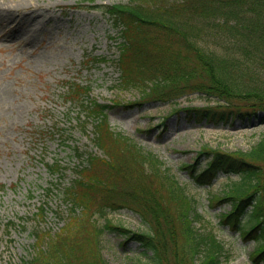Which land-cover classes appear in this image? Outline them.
I'll return each instance as SVG.
<instances>
[{"label":"rangeland","instance_id":"rangeland-1","mask_svg":"<svg viewBox=\"0 0 264 264\" xmlns=\"http://www.w3.org/2000/svg\"><path fill=\"white\" fill-rule=\"evenodd\" d=\"M138 1L0 0V264L31 259L36 236H55L67 223L74 208L67 192L78 169L90 155L105 156L95 145V122L85 108L94 102L110 105L107 119L115 132L154 153L176 175L201 215L196 225L224 244L221 264H255L256 243L220 224V213L231 205H211V197L240 176L221 173L211 185L199 186L181 167L200 161L198 169L206 168V158L198 157L204 148L251 151L264 136V112L211 120L190 109L221 113L215 98L190 93L177 103H158L140 99V89H124L118 65L124 26L117 29L104 7ZM220 43L209 46L220 49ZM75 84L89 91L72 96ZM251 163L264 174V160ZM106 219L149 230L130 209L94 216L100 227ZM89 230L83 231L85 255L92 248ZM125 240L115 232L100 235L108 264L155 262L151 251Z\"/></svg>","mask_w":264,"mask_h":264},{"label":"trees","instance_id":"trees-1","mask_svg":"<svg viewBox=\"0 0 264 264\" xmlns=\"http://www.w3.org/2000/svg\"><path fill=\"white\" fill-rule=\"evenodd\" d=\"M104 11L117 29L124 26L118 60L124 89H140V99L158 103H177L190 93L215 98L221 113L190 109L211 120L264 112V0H140ZM210 41L223 47L211 49ZM88 91L75 84L72 96L82 98ZM85 108L95 122V145L105 156L90 155L78 169L67 192L74 205L67 223L55 236L37 235L36 254L21 264H108L100 246L105 231L151 251L153 264H221L224 244L196 225L201 215L176 175L154 153L112 129L110 105L94 102ZM198 157L206 158V168L198 169L200 161L181 168L199 186L211 185L221 173L240 176L213 195L211 205H231L220 213V224L254 241L252 260L264 264V174L251 163L264 160V136L249 152L204 148ZM123 209L139 213L149 230L110 219L96 225V214ZM86 227L92 246L87 255Z\"/></svg>","mask_w":264,"mask_h":264}]
</instances>
